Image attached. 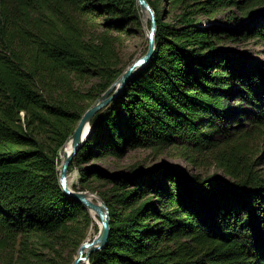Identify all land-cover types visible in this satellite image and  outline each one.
<instances>
[{
  "label": "trees",
  "instance_id": "trees-1",
  "mask_svg": "<svg viewBox=\"0 0 264 264\" xmlns=\"http://www.w3.org/2000/svg\"><path fill=\"white\" fill-rule=\"evenodd\" d=\"M147 1L157 23L153 60L95 117L69 169L79 167L73 189L96 194L110 210L109 242L89 264H264V181L240 178L234 166L250 131L264 126V59L221 45H264V14L250 11L239 34L203 27L189 11L187 21L170 25L159 18L160 0ZM203 2L196 12L239 5L194 4ZM136 6L137 0H0V233L18 245L15 264H73L64 254L83 243L75 224H92L62 190L59 153L124 72L112 32L133 23ZM92 24L104 27L98 40L88 33ZM91 79L98 83L87 90L75 86ZM140 148L174 150L192 166L215 163L236 184L158 166L108 177L83 167ZM98 182L110 188L102 193Z\"/></svg>",
  "mask_w": 264,
  "mask_h": 264
},
{
  "label": "rangeland",
  "instance_id": "rangeland-1",
  "mask_svg": "<svg viewBox=\"0 0 264 264\" xmlns=\"http://www.w3.org/2000/svg\"><path fill=\"white\" fill-rule=\"evenodd\" d=\"M170 1L171 0H160L156 3L159 9V18L163 19V21L170 25H179V21H187V18L184 15L185 12L188 13L189 11V13L192 14L190 19L197 24H201L203 27L228 26L232 27L237 33L241 34L244 25L251 21V19L247 20L248 13L250 11L258 12L256 13V16L264 14V6L257 8H253L251 6L246 7L244 0H239L238 6L224 7L211 14L199 11L196 12L198 9L205 8L207 4L205 2L200 4L194 3L205 0H185L184 3H180L177 6H171ZM134 11L135 15L133 17L134 20H132L133 23L126 26L121 34L116 31L112 32L113 37H116L119 42L116 46V52L119 60L121 61V65L125 67V70L136 60L144 56L147 53L149 46V33L151 29L150 16L148 15L146 18L145 12L138 4V1ZM235 19L240 21L239 23H241V25L239 24V26H234ZM88 33L92 38L98 40L104 33V27L92 24L89 27ZM221 45L226 48L236 49L254 55L260 59H264V45L257 40H247L238 43L225 42ZM93 83H98V79L86 80L82 84L77 82L75 86L80 87L83 90H87ZM246 145V150L241 154L240 158L237 159L238 164L235 163L236 165L234 166L238 168L240 178L246 179L250 177V179H261L264 181V126L250 131V137L247 139ZM86 166L94 169L96 168L95 170L108 174L119 172L129 173L135 169H148L153 166H158L160 168H167L183 174L185 173L189 176L196 175L199 176L201 180L212 179L215 176H218L225 182L236 184L235 178L233 179L231 176L226 174V172L215 163L208 162L206 166L202 167L192 166L178 158L174 150L157 151L140 148L128 152V154L123 158L98 159L91 161L87 165H83V167ZM68 180L71 189H73V186H78L79 167H74L72 171L69 172ZM95 187L102 193L110 188L108 184L99 182L95 184ZM91 221L92 224L89 225L87 220L79 219L75 224L78 232L77 238L82 239L83 243L92 241L99 234L100 226L95 223L92 217ZM5 238L4 234L0 233V264H15L18 245H15L16 242L11 240L7 243ZM13 245H15V249ZM168 248L170 251L176 250V246L174 244L169 245ZM78 251L79 249L76 251L74 247L67 248L64 254V262L70 261L73 258L75 260L78 255Z\"/></svg>",
  "mask_w": 264,
  "mask_h": 264
},
{
  "label": "water",
  "instance_id": "water-1",
  "mask_svg": "<svg viewBox=\"0 0 264 264\" xmlns=\"http://www.w3.org/2000/svg\"><path fill=\"white\" fill-rule=\"evenodd\" d=\"M137 1L143 10L149 12L151 20L147 53L128 67L121 77L114 84H112V86L94 103L92 107L84 113L73 134L70 136L59 153L60 157L62 155L64 157L60 168V183L64 194L82 204L88 212L94 210L98 214L102 223L97 237L92 241L84 242L80 246L78 255L73 264H89L91 255L107 246L111 234V222L110 210L107 204L99 196L96 195L99 198L100 203L91 198L90 195H95L94 193L89 191H75L71 189L68 180L70 166L77 154L81 151L90 134L92 121L97 115L119 98L131 80L152 62L156 50L155 36L157 32V23L155 13L147 0ZM67 144H70L69 153H65ZM105 174H107V177L110 176L108 173Z\"/></svg>",
  "mask_w": 264,
  "mask_h": 264
},
{
  "label": "bare ground",
  "instance_id": "bare-ground-1",
  "mask_svg": "<svg viewBox=\"0 0 264 264\" xmlns=\"http://www.w3.org/2000/svg\"><path fill=\"white\" fill-rule=\"evenodd\" d=\"M144 12H145V15H146V18H147V16L149 15V12L146 11V10H144ZM69 152H70V144H67V148H66L65 153H69ZM60 158H61V164H62V161L64 160L63 155ZM90 196L96 202L100 203V200H99V198L96 195H90ZM89 213H90L92 219L95 221V223H97L99 226H101L102 223H101V219L99 218L98 214L94 210L89 211Z\"/></svg>",
  "mask_w": 264,
  "mask_h": 264
}]
</instances>
